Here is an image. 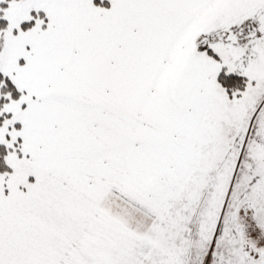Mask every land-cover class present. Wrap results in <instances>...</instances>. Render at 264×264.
<instances>
[{
  "label": "snow or ice",
  "instance_id": "1",
  "mask_svg": "<svg viewBox=\"0 0 264 264\" xmlns=\"http://www.w3.org/2000/svg\"><path fill=\"white\" fill-rule=\"evenodd\" d=\"M0 264H264V0H0Z\"/></svg>",
  "mask_w": 264,
  "mask_h": 264
}]
</instances>
